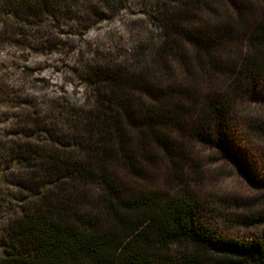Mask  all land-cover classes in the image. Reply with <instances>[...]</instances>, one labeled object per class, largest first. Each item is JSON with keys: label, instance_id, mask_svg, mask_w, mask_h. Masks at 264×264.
I'll return each instance as SVG.
<instances>
[{"label": "trees", "instance_id": "obj_1", "mask_svg": "<svg viewBox=\"0 0 264 264\" xmlns=\"http://www.w3.org/2000/svg\"><path fill=\"white\" fill-rule=\"evenodd\" d=\"M99 1L109 6L115 0ZM226 1L179 0L158 9L164 31L152 65L164 68L180 52L177 37L193 14ZM258 6L263 15L252 24L226 14L212 31L193 34L195 59L210 80L216 45L234 32L245 37L248 51L227 88L169 85V73L158 75L151 64H135L139 72L131 78L93 69L99 78L93 107L56 105L52 123L60 130L43 122L33 133L26 128L28 139H0L6 166L0 168V210L11 212L0 227V264H264V234L230 237L201 220L192 195L138 192L129 184L145 177L159 156L168 171L187 165L185 146L215 142V124L227 125L246 84L264 76V0ZM13 11L3 6L5 14ZM250 125L257 131L264 122ZM22 165L28 170L16 169L11 178ZM11 187L34 196L11 210Z\"/></svg>", "mask_w": 264, "mask_h": 264}, {"label": "rangeland", "instance_id": "obj_2", "mask_svg": "<svg viewBox=\"0 0 264 264\" xmlns=\"http://www.w3.org/2000/svg\"><path fill=\"white\" fill-rule=\"evenodd\" d=\"M4 1L0 0L2 141L28 139L26 128L33 133L43 122L60 130L52 123L56 105L93 107L99 86V78L90 74L93 69L131 78L139 72L135 64H143L142 68L152 65L164 31L158 9L174 6L179 0H115L109 6L99 0H28V5L20 6ZM259 2L227 0L224 7L213 2L210 9H199L177 37L180 52L164 68L157 63L153 69L158 75L169 73V85L197 89L207 83L215 90L227 88L248 51L245 37L234 32L216 45L212 54L216 70L210 80L195 59L193 34L212 31L226 14L252 24L263 15ZM3 6L14 11L5 14ZM88 78L95 83L94 89ZM226 122L213 127L215 142L193 140L185 146L189 165H176L168 171L159 156L145 177L129 184L138 192L148 187L192 195L201 207L203 222L230 237L254 238L264 234V127L255 131L250 122H264V76L246 84ZM16 169L22 173L28 167L13 168L11 178ZM10 190L11 210L34 196L32 191ZM10 217L9 210H0V227Z\"/></svg>", "mask_w": 264, "mask_h": 264}]
</instances>
